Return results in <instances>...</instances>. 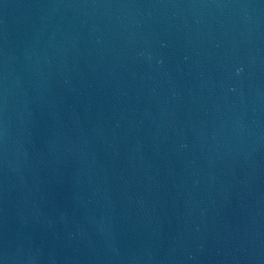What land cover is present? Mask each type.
<instances>
[{
	"label": "water",
	"instance_id": "95a60500",
	"mask_svg": "<svg viewBox=\"0 0 264 264\" xmlns=\"http://www.w3.org/2000/svg\"><path fill=\"white\" fill-rule=\"evenodd\" d=\"M0 264H264V0H0Z\"/></svg>",
	"mask_w": 264,
	"mask_h": 264
}]
</instances>
